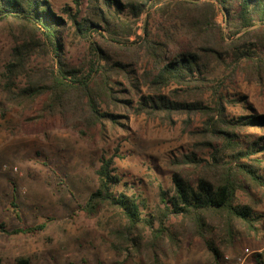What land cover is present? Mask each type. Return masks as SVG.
I'll return each instance as SVG.
<instances>
[{
    "label": "trees",
    "instance_id": "16d2710c",
    "mask_svg": "<svg viewBox=\"0 0 264 264\" xmlns=\"http://www.w3.org/2000/svg\"><path fill=\"white\" fill-rule=\"evenodd\" d=\"M70 3L57 13L50 0H0V25L14 42L0 73V117L8 107L31 109L40 103L39 117L104 143L125 126L122 113L167 124L180 116H206L196 135L201 147L170 162V188H159L162 207L145 212L140 195L117 190L123 180L115 159L123 157L116 148L100 157L96 188L78 207L97 220L118 253L160 264L164 249L178 247L190 234L203 242L214 264H224L223 243L231 246L238 236L256 233L263 218L236 203V193L245 188L264 193V137L248 134L264 133V116L249 110L227 116L224 104L245 108V98H227L223 80L212 83L207 74L222 66L230 80L239 75L264 84V0ZM218 11L225 31L217 23ZM67 38L85 45L78 62L65 58ZM48 56V66H32L35 58ZM172 86L178 88L167 97L163 90ZM142 88L149 94L142 95ZM206 93L213 107L204 104ZM203 147L210 149L207 159L197 154ZM11 207L20 220L15 204ZM47 223L12 230L0 223V232L34 234ZM245 264H264V250L248 255Z\"/></svg>",
    "mask_w": 264,
    "mask_h": 264
},
{
    "label": "rangeland",
    "instance_id": "374dc122",
    "mask_svg": "<svg viewBox=\"0 0 264 264\" xmlns=\"http://www.w3.org/2000/svg\"><path fill=\"white\" fill-rule=\"evenodd\" d=\"M50 1L57 13L60 6L71 4L70 0ZM216 20L224 29L219 11ZM64 43L65 58L78 62L85 52L84 43L68 38ZM13 45L12 37L0 25V73ZM50 63V56L37 57L32 66L41 68ZM207 77L212 83L223 80L221 90L227 98H245V108L224 104L227 116H239L246 110L264 116V84L248 83L239 75L230 80L222 66L211 68ZM175 88L178 87H169L163 94L170 97ZM141 94L149 93L142 88ZM204 104L213 107L210 93L204 95ZM39 109L40 103L31 109L12 106L0 117V223L8 230L48 223L43 231L34 234L8 236L0 232L1 263L16 264L24 258L27 264H150L142 255L112 250L111 240L99 230L97 220L86 218L78 206L96 188L95 170L100 157L113 154L116 148L123 157L115 159L123 180L117 190L140 195L147 202L145 212L162 207L159 188H170V162L201 147L202 138L196 135L204 129L208 118L202 114L191 119L180 116L174 118L173 124H167L122 113L120 119L127 118L125 126L101 143L82 138L55 120L39 117ZM248 134L264 137L263 132ZM209 152V148L203 147L197 154L207 159ZM11 203L15 204L20 220ZM236 203L251 206L263 218L256 233L238 236L231 246L223 243L224 264H239V257L264 250V193L251 188L239 190ZM175 222L172 219L170 223ZM216 241L219 243L218 238ZM160 264H214V257L201 240L189 234L181 238L178 247L164 249Z\"/></svg>",
    "mask_w": 264,
    "mask_h": 264
},
{
    "label": "built area",
    "instance_id": "2783aa9c",
    "mask_svg": "<svg viewBox=\"0 0 264 264\" xmlns=\"http://www.w3.org/2000/svg\"><path fill=\"white\" fill-rule=\"evenodd\" d=\"M138 34H139V30H138ZM247 255H248V254H246V255H244V256H242V257H239V258H238V263H239V264H243V263H244V260H245V258H246Z\"/></svg>",
    "mask_w": 264,
    "mask_h": 264
}]
</instances>
